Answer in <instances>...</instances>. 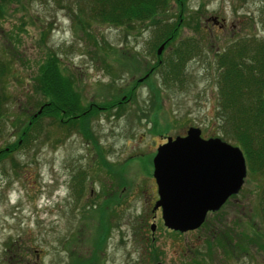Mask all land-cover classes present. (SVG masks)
<instances>
[{
  "label": "rangeland",
  "instance_id": "rangeland-1",
  "mask_svg": "<svg viewBox=\"0 0 264 264\" xmlns=\"http://www.w3.org/2000/svg\"><path fill=\"white\" fill-rule=\"evenodd\" d=\"M64 1L5 2L0 15L8 71L0 149L46 101L35 80L47 53L75 102L63 119L40 115L29 144L0 158V264H264V167L246 164L238 192L179 233L152 210L151 163L161 139L189 126L234 145L219 125L213 53L241 35L264 39V0H170L160 21L182 19L159 56L163 40L149 21L86 24L75 0ZM189 41L195 51L172 75L173 50ZM103 233L97 249L92 242Z\"/></svg>",
  "mask_w": 264,
  "mask_h": 264
},
{
  "label": "trees",
  "instance_id": "trees-1",
  "mask_svg": "<svg viewBox=\"0 0 264 264\" xmlns=\"http://www.w3.org/2000/svg\"><path fill=\"white\" fill-rule=\"evenodd\" d=\"M10 1L17 0H0V15L5 10L3 3ZM52 1L56 2L60 8L62 4L69 3L64 0ZM178 1L180 0H176L177 3ZM169 2L170 0H75L73 4L77 6L79 16H81L80 11L86 16L83 20L86 24L89 21H96L120 27L134 23L142 25L149 21L150 23H147L153 27L156 42L163 40L162 42L167 44L174 37L182 19L178 13L173 21H160L159 16L167 12ZM66 9L70 10L69 5ZM263 13L264 7L262 6L261 17ZM146 25L141 27H146ZM179 45L181 46L174 48L173 58L167 64L172 75L173 72L179 73L184 62L195 51V44L192 41ZM53 58H55L54 54L45 55L40 64L38 78L35 80L37 91L46 97V101L39 105V112L28 117V121L19 130L18 139L0 149V158L19 146L29 144L34 138L35 131L32 129L36 127L40 115L57 116L60 114L63 119L71 112V104H75L74 99L69 96L72 95V89H70L67 78L61 75L56 60ZM3 61L0 60V136L4 131L3 106L8 98L2 84V79L8 72ZM212 66H214L217 86V116L220 129L224 133L223 136L232 138L234 145L241 150L250 170L256 165L264 167V39H257L254 35H241L235 38L227 46L213 53ZM84 115L81 114L78 117L81 119ZM69 120L71 121V118L67 119ZM261 210L264 217V204ZM206 223L207 221L204 225ZM104 229L105 231L107 229L106 223H104ZM104 233L92 242L97 249L103 240ZM220 235L216 236L214 233V238L218 243L222 240L221 244L224 245V240ZM227 250V248L224 249V252L226 253ZM94 257L96 260V255L91 256V258ZM86 261L87 259H81L79 264H84ZM195 261L198 263V260ZM202 264H206L204 260Z\"/></svg>",
  "mask_w": 264,
  "mask_h": 264
},
{
  "label": "water",
  "instance_id": "water-1",
  "mask_svg": "<svg viewBox=\"0 0 264 264\" xmlns=\"http://www.w3.org/2000/svg\"><path fill=\"white\" fill-rule=\"evenodd\" d=\"M163 47L164 43L157 47L156 55ZM245 173L237 145L216 136L202 138L198 127L189 126L184 136L166 137L152 157L157 194L152 210L159 209L167 229L179 233L195 230L207 213L217 211L238 192ZM154 227L152 223L150 230Z\"/></svg>",
  "mask_w": 264,
  "mask_h": 264
},
{
  "label": "flooded vegetation",
  "instance_id": "flooded-vegetation-1",
  "mask_svg": "<svg viewBox=\"0 0 264 264\" xmlns=\"http://www.w3.org/2000/svg\"><path fill=\"white\" fill-rule=\"evenodd\" d=\"M213 18V17H212ZM211 18V20H212V22L214 23V24H217L218 26H222L223 25V22H224V20L221 18L220 19V21L219 20H217L216 18H215V20H213ZM148 75V74H147ZM146 75V76H147ZM143 76L141 77V78H138L137 79V81L138 82H140V81H142L143 79ZM90 107V106H89ZM83 114H86V116H84L83 118H81V119H84V118H87V117H89V115L88 114H90V111L87 113V111L85 110V111H83L82 112V115ZM75 116V115H74ZM79 115H76L74 118H77ZM186 132V131H185ZM185 132H184V134H182V135H179V136H184L185 135ZM172 138H174V137H172ZM166 142V137H165V139H161V141L159 142V143H157L156 144V147H155V152H154V154L152 155V157L155 155V153H156V148L159 146V145H161V144H163V143H165ZM151 163H152V158H151ZM153 180H154V178H153ZM154 183H155V181H154ZM155 191H156V184H155ZM157 196V195H156ZM156 200V199H155Z\"/></svg>",
  "mask_w": 264,
  "mask_h": 264
}]
</instances>
